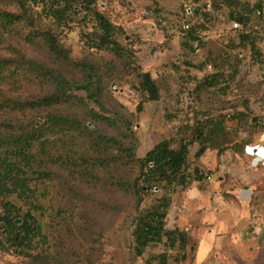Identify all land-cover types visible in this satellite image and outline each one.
<instances>
[{"label":"rangeland","instance_id":"obj_1","mask_svg":"<svg viewBox=\"0 0 264 264\" xmlns=\"http://www.w3.org/2000/svg\"><path fill=\"white\" fill-rule=\"evenodd\" d=\"M86 1L80 0L79 9L75 8L77 14L63 25L41 17L42 24L67 50V59L49 50L40 35L31 39L30 28L21 23L4 31L0 29V58L24 56L59 72L71 82L84 78L83 64L93 66L102 82L100 100L104 110L87 101L83 91L72 92L86 100L94 112L110 119L108 122L93 120L92 112L81 106L59 108L64 114L81 119L94 133H80L72 141L65 137L68 143L59 151L63 163L76 164L78 171L82 170L81 160H87L89 164L93 162L92 176H87L89 180H86L79 177L80 174L69 175L68 168L47 163L46 169L52 172V176L37 183L41 193L37 199L43 206L42 233L47 236L48 244L37 242L34 250V253L45 251L47 262H34L16 252L0 249V264H122L127 256L135 257L132 232L136 217L152 209L163 191L154 190L136 209L133 194L115 187L116 179L129 178V170L123 166L121 149L130 147L139 157L156 140L175 135L179 126L189 123L190 114H193L190 107L194 109L197 98V93L193 92L194 81L189 77L210 71L215 60L216 65L224 69L221 85L225 86L206 95L201 92V97L208 95L213 99L220 95V100L227 103L248 99L246 111L249 118L260 114L261 119L257 123L247 119L246 124L239 127V135L256 143L261 129H264V0H218L215 3L217 10L201 11L206 16L198 17L188 15L186 7L201 9L205 0H90L89 12L83 10ZM231 1L247 3L253 9L248 26L244 28L239 24L236 29L250 31L254 49L246 44L228 48L229 43H237L238 39L237 30L231 29L234 21L229 16ZM7 7L14 9L13 5ZM258 10L261 14L257 13ZM95 12L102 14L112 25V39L116 45L95 44L97 36L94 32L98 27ZM183 19L194 27L202 24L197 27L203 39L197 48L181 30ZM185 64L199 65L203 71L187 68ZM233 67L235 73H232ZM144 71H148L159 86L156 101L148 100L146 92L141 90L139 84ZM53 86L47 81L46 84L25 81L14 94L41 96L51 92ZM52 110L56 109L25 114L0 111V120L36 121ZM231 110L228 112L232 113ZM99 136L112 138L118 143L111 147L105 141L103 147L98 141ZM254 145L249 146L250 150ZM245 158L242 162L250 164L251 157ZM225 173L220 193L238 184L229 173ZM263 178L264 171L254 177V186L261 184L262 191ZM187 193V187L169 193L171 199L164 223H175L174 220L180 217L185 222L192 218L188 223L184 222L185 226L190 225L189 229L204 230L201 233L213 229L218 243L207 258L208 264H264V205L253 208L250 218H244L242 214L232 215L226 210L213 217L206 215L205 209L196 208L190 199L189 204ZM5 201L0 197V215L5 212ZM14 202L22 210L26 209L23 202L16 199ZM195 210L194 218L191 214ZM58 211L62 213L61 218L56 217Z\"/></svg>","mask_w":264,"mask_h":264},{"label":"trees","instance_id":"obj_2","mask_svg":"<svg viewBox=\"0 0 264 264\" xmlns=\"http://www.w3.org/2000/svg\"><path fill=\"white\" fill-rule=\"evenodd\" d=\"M216 1L218 0H212L213 11L218 8L215 5ZM79 2L80 0H0V3L4 5L0 6V29L4 31L15 23H21L30 28L31 39L40 35L49 50L67 59V50L58 43L52 31L42 24L41 17L50 18L54 24L58 22L59 25H63L64 22L72 20L73 14H77L78 10L76 11L75 8L78 7ZM91 3L90 0L86 1L83 10L89 12ZM9 5H13L14 9H9L7 7ZM228 5L232 8L229 16L241 26L247 27L253 9L244 2L231 1ZM192 15L206 16L199 9ZM95 16L98 25L94 32L97 36L95 44L116 45L112 39V25L102 14L95 12ZM184 22L189 23L187 19H183L182 23ZM201 26L202 24L199 27ZM197 27L189 23V28L182 31L194 48H197L203 40L199 34V27ZM232 30H237L238 39L237 43H229V49L245 44L249 45L250 49L255 48L250 31ZM213 63L214 67L210 65V71L198 77L195 73L189 77L194 81L193 92L197 93V98L193 97L196 98V107H198L196 111L190 107L193 115H190L192 118L189 119V123L185 122L179 126L175 135L156 140L142 157H136L130 147L121 149L123 166L129 170V178L127 180L116 179L115 187L124 193L133 194L135 208H139L142 200L154 190L163 191L152 209L136 217L132 232V246L136 256L142 255L146 247L154 242H161L164 235L171 233L164 229L165 215L171 199L169 193H174L178 188L183 189L191 182L207 177L205 172L191 166L192 162L188 160L190 145L194 142L198 144L194 158L199 157L206 149L222 151L226 149L224 144L229 139L228 121L236 123L234 131H237L248 120L252 123H257L259 120L256 116L249 118L246 111L248 99L227 103V101L220 100V95L213 99L208 95L205 98L201 97V92L206 95L211 90H218V88L220 90L225 86V84L221 85L224 69L216 65V60ZM185 65L187 68L203 71L199 65ZM82 68L84 78L79 82H71L59 72L24 56L0 58V111H16L25 114L31 111L56 109L52 112H45L36 121L31 119L24 122L0 120V197L6 199L5 212L0 215V249L16 252L34 262L44 260L47 262L48 259L47 253L43 250L34 253L37 242L46 244V246L48 244L47 236L42 233L43 206L37 199L41 195L37 183L52 176V172L46 169V164L52 163L68 168L69 175L80 174L79 177L86 180H89L87 176H92L95 166L93 162L89 164V161L81 160L82 170L78 171L76 164L63 163L59 151L68 143L64 140L65 137L72 141L76 140L80 133L86 135L94 133L91 127L85 125L81 119L74 115L64 114L59 108L68 105L81 106L92 112L93 120L106 122L110 120L107 116L96 113L88 107L87 101L104 110V105L100 100L103 86L93 66L83 64ZM232 71V73L236 72L235 67ZM25 81L32 82V84L37 82L46 84L47 81L54 86L51 92L41 96L14 94ZM139 85L141 90L146 92L148 100H158L159 86L148 71L141 74ZM74 90L83 91L87 101L75 95L72 92ZM215 92L218 93V91ZM98 138L102 145L105 141H107L106 145L111 147L118 143L112 138L107 139L104 136ZM80 159L83 158L80 157ZM14 199L23 202L26 209L22 210L21 206L16 205ZM56 215L57 218L62 217L59 211ZM16 219L20 222H16Z\"/></svg>","mask_w":264,"mask_h":264},{"label":"crops","instance_id":"obj_3","mask_svg":"<svg viewBox=\"0 0 264 264\" xmlns=\"http://www.w3.org/2000/svg\"><path fill=\"white\" fill-rule=\"evenodd\" d=\"M194 110H198V107L195 106ZM252 116L261 119L260 114ZM227 125L230 133L228 141L224 144L226 149L222 151L206 149L199 157L194 158L198 144L194 142L190 145L188 160L192 162L191 166L205 172L207 177L193 181L187 186V200L189 204L194 201L196 208L205 209V214L208 216L214 217L217 212L226 210L232 215L242 214L244 218H250L253 208L258 209L264 205V191L260 189L261 184L254 186V177L259 176L260 171H264V129L260 130V139L256 143H250L251 139L240 136L238 130L234 131L236 130L234 121H228ZM252 144H255L252 147L253 151L249 148ZM152 146L139 157H142ZM246 156L251 157L250 164L247 165L242 162ZM225 172L229 173L238 184L220 193V184L226 179ZM195 212L196 210L191 214L194 218ZM188 220L192 218L186 219L185 222L180 217L174 220L175 223L165 224L164 229L171 231L169 235H164L161 242H154L146 247L142 255L127 256L122 264H208L207 258L218 243L215 240L214 230L209 229L201 233L204 230L189 229L190 225H184Z\"/></svg>","mask_w":264,"mask_h":264},{"label":"built area","instance_id":"obj_4","mask_svg":"<svg viewBox=\"0 0 264 264\" xmlns=\"http://www.w3.org/2000/svg\"><path fill=\"white\" fill-rule=\"evenodd\" d=\"M198 9L204 12H211L212 11V0H205L203 7L201 9L196 6L186 7V12L188 15H192L194 11L198 12ZM257 13L261 14V11L258 10ZM238 26H239V23L237 21H233L231 29H236L238 28ZM188 28H189V23L187 22L182 23L181 25L182 31H186ZM251 150L253 151V148Z\"/></svg>","mask_w":264,"mask_h":264},{"label":"water","instance_id":"obj_5","mask_svg":"<svg viewBox=\"0 0 264 264\" xmlns=\"http://www.w3.org/2000/svg\"><path fill=\"white\" fill-rule=\"evenodd\" d=\"M194 12H196V11H194ZM16 221H19V219H16Z\"/></svg>","mask_w":264,"mask_h":264}]
</instances>
